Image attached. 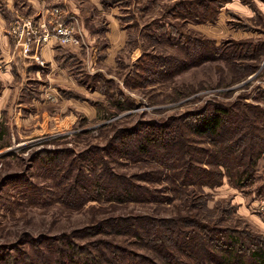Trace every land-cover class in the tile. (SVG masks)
Listing matches in <instances>:
<instances>
[{
  "label": "rangeland",
  "instance_id": "1",
  "mask_svg": "<svg viewBox=\"0 0 264 264\" xmlns=\"http://www.w3.org/2000/svg\"><path fill=\"white\" fill-rule=\"evenodd\" d=\"M69 257L264 264V0H0V264Z\"/></svg>",
  "mask_w": 264,
  "mask_h": 264
},
{
  "label": "built area",
  "instance_id": "2",
  "mask_svg": "<svg viewBox=\"0 0 264 264\" xmlns=\"http://www.w3.org/2000/svg\"><path fill=\"white\" fill-rule=\"evenodd\" d=\"M52 12L57 16L56 20L46 23L45 20H42L38 27L32 26L30 19L25 18L24 20H14V22L20 21L22 27L19 30V36L23 37L25 35L33 34L34 41L37 42L38 46H41L43 43H47L51 39L57 40L59 43H77L79 39V34L77 30L74 29L73 25L66 17L62 16V12L58 6L52 8ZM15 32L16 30L13 29ZM40 31V32H38ZM38 32V33H37ZM25 47H28L30 36L22 38Z\"/></svg>",
  "mask_w": 264,
  "mask_h": 264
},
{
  "label": "trees",
  "instance_id": "3",
  "mask_svg": "<svg viewBox=\"0 0 264 264\" xmlns=\"http://www.w3.org/2000/svg\"><path fill=\"white\" fill-rule=\"evenodd\" d=\"M222 111H214L211 114L202 115L199 119H197L194 124H191L194 132L199 135H207L209 137H214L219 135L220 130L224 128L222 116ZM142 152H145V146H142ZM250 152V151H247ZM252 157H254L252 155ZM56 264H90L80 259L75 260L72 258H68V260H60Z\"/></svg>",
  "mask_w": 264,
  "mask_h": 264
},
{
  "label": "crops",
  "instance_id": "4",
  "mask_svg": "<svg viewBox=\"0 0 264 264\" xmlns=\"http://www.w3.org/2000/svg\"><path fill=\"white\" fill-rule=\"evenodd\" d=\"M50 41L52 42V40H50ZM50 44H51V43L44 44V45L40 48V50L38 51V53H37V51L30 52V54H29L30 57L34 56V53H36L38 57H39V56L43 57L44 55H46V54H45L46 51H47V55H49V54L51 55ZM34 57H35V56H34Z\"/></svg>",
  "mask_w": 264,
  "mask_h": 264
}]
</instances>
